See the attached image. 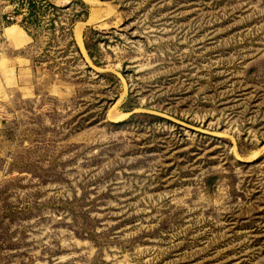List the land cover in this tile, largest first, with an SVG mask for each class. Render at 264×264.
Segmentation results:
<instances>
[{
	"label": "rangeland",
	"instance_id": "obj_1",
	"mask_svg": "<svg viewBox=\"0 0 264 264\" xmlns=\"http://www.w3.org/2000/svg\"><path fill=\"white\" fill-rule=\"evenodd\" d=\"M48 1L33 42L0 0V264H264V0H80L63 34Z\"/></svg>",
	"mask_w": 264,
	"mask_h": 264
},
{
	"label": "trees",
	"instance_id": "obj_2",
	"mask_svg": "<svg viewBox=\"0 0 264 264\" xmlns=\"http://www.w3.org/2000/svg\"><path fill=\"white\" fill-rule=\"evenodd\" d=\"M9 1L13 4V9L11 10L12 16L13 17L21 16V19L17 25L23 29V31L33 40V42L37 41V38L39 37V33L41 32L39 21L42 18L47 17V21L49 23L48 30H54V22L55 20L57 21L60 18L59 10L63 9L56 7L48 0H9ZM76 3L80 6V9L73 12L72 18L69 19L68 21V27H59L58 30L61 32V34L70 33L75 22L84 21L86 19L87 16L86 6L80 0H77ZM66 8L68 9L70 7L67 6ZM2 19L4 20L5 24H9L10 17L3 16ZM88 31L92 34H96V32L92 29H88ZM85 36L86 34H84L83 36L84 48L90 60H92L94 64H97L94 61L91 49H96L98 43H100L101 41L97 39L92 44V46H90L87 43ZM76 51L78 52V49ZM131 111H132V107L126 109V112H131ZM140 116H146L153 119L162 120L161 118L158 117L156 118L151 115L133 114L130 116L128 121H132L136 117H140Z\"/></svg>",
	"mask_w": 264,
	"mask_h": 264
},
{
	"label": "bare ground",
	"instance_id": "obj_3",
	"mask_svg": "<svg viewBox=\"0 0 264 264\" xmlns=\"http://www.w3.org/2000/svg\"><path fill=\"white\" fill-rule=\"evenodd\" d=\"M89 3V2H88Z\"/></svg>",
	"mask_w": 264,
	"mask_h": 264
}]
</instances>
